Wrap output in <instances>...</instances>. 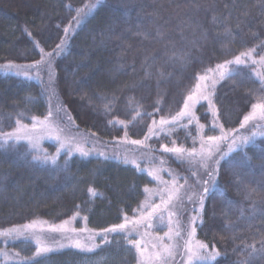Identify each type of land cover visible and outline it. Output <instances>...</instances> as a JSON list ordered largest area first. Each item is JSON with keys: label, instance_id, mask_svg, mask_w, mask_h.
Here are the masks:
<instances>
[{"label": "trees", "instance_id": "obj_1", "mask_svg": "<svg viewBox=\"0 0 264 264\" xmlns=\"http://www.w3.org/2000/svg\"><path fill=\"white\" fill-rule=\"evenodd\" d=\"M93 3L0 0V133L13 131L17 119L31 126L53 112L44 82L26 71H3L8 65L36 66L48 53L53 54L50 68L61 106L75 129L106 147L109 155L122 144L144 141L161 118L181 111L198 77L213 73L217 65L254 48L251 57L242 59L254 60L264 74L259 62L264 57V0H103L77 25V10L88 12L86 6ZM233 72L239 75L221 80L211 99L219 110L217 123L225 132L238 130V136L259 129L260 122L249 129L240 128V122L261 95L262 84L245 66ZM196 115L204 138L220 135L218 127L212 130L206 104ZM193 141L199 142L195 131L180 128L154 141V147L190 149ZM57 148L45 138L37 149L25 140L0 146V231L25 230L34 221L36 228H49L67 220L76 229L104 233L125 216L140 215L154 187L147 173L108 156L69 153L59 155L55 165L32 160L34 155L55 156ZM157 149L170 168L185 172L170 152ZM245 153L250 159L242 164ZM217 185L208 186L198 239L219 250L214 264H264L259 251L264 241V133L221 161ZM108 237L96 251L64 247L39 257L34 238L0 239V250L8 256L0 264H139L140 252L129 240L120 234ZM253 244L257 251L250 255L251 248H245Z\"/></svg>", "mask_w": 264, "mask_h": 264}, {"label": "rangeland", "instance_id": "obj_2", "mask_svg": "<svg viewBox=\"0 0 264 264\" xmlns=\"http://www.w3.org/2000/svg\"><path fill=\"white\" fill-rule=\"evenodd\" d=\"M49 57L44 58V60H48ZM52 59V58H51ZM246 61L243 65H235V64H228L225 69H217L211 74H208L207 76L209 79L205 81H199L201 85V89L204 90L205 86H207L208 91H213L212 88V82L213 80L216 81V85L221 81L218 76L220 71H231L233 72V69L235 67H242L245 66L248 69L251 70V72H260V69L256 62L252 59H244ZM3 71H6L7 69L12 72H22L26 71L28 72V76L30 78H34L37 80V82H44L46 86V93L50 96V104H53V112L52 117L49 121H34V123L29 126V128H32L33 124H36V131L33 133L34 136H43L46 141H49L53 145L59 146L56 136L60 137L61 141L64 142H71V151H67V149L62 150L60 152V155H64L66 152L67 154L71 153L72 156H83L80 154V152L75 150V146L79 145L82 147L85 151L89 153L87 156L92 157H103L108 156L110 159H115L118 161L125 162L127 164L133 165L137 169L141 170L142 172H145L148 174V176L152 179L154 187L150 189L149 192H147V200L140 212V215L132 218L129 220V224L127 225V228L122 232H115V233H99V232H93L90 230H87L85 232H80L79 229L75 233L72 232H51L49 228L46 227H40V228H32L27 230H22L23 235L19 236L18 238H34L33 242L34 245L37 248L36 245V238H40L42 242L45 244V246H51L53 248L52 252L58 251L59 249H62L64 247H73L70 244L69 237L79 239L82 243L87 244L89 247L95 243L99 245L100 242H103V237L106 235L107 240L109 239L108 234H120L125 240H135L140 242L141 249H145L144 255H141V261L139 264H153V262L149 261L148 257L151 256L154 252H160L162 249L160 248V242L162 241L163 244H173L175 243L177 246L173 249V256L168 260V264H188V254L186 253L184 247H183V240L186 239V237L182 236L181 238H177L174 235L175 232V224L177 222V217H179V221L181 225L186 224V222L192 217L196 216L198 213L200 214V205L197 200V196L193 195V193L199 194L202 190L203 181L208 179V176L206 174L205 169L201 166L198 159L192 160L189 162L187 159H185L183 162L177 160L173 153V160L178 163L179 165L182 164V168L185 169V172H180L178 169L173 170L168 165V160L166 159V156L164 154L160 155L156 152L157 147H154V141L159 140L163 136H171L175 129H192L197 134V138L199 142H195V146L197 150H199L201 145V136H202V129L199 127L200 123L196 121H193L192 123H188L187 119L182 120L180 123L182 126H176L173 127L172 124L169 125H160L159 122H157L153 127V132L150 133L149 138L147 140H144L143 144L136 145V144H122L117 147L116 150L113 151V155H109L105 152L106 147L102 146L99 142H97L94 138L91 136H88L86 134L78 132L74 124L69 120V114L66 112V110L61 106L59 98L56 94L55 90V77L54 72L50 68H48V65L46 63H42L40 65L33 66H26V67H7ZM37 69L39 70V77H37ZM49 70L51 71L52 80L50 82L49 80ZM31 75H30V74ZM261 73V72H260ZM214 87V88H215ZM196 89H194L193 92H195ZM212 98V97H210ZM188 103L191 105V101H188ZM207 105L206 101L201 100L199 103L195 105V107L192 109L195 116L196 111L201 105ZM260 122L259 129L255 132L258 134L264 133V121H255L254 123ZM252 123L250 122L249 125H247L245 128L249 129L252 127ZM60 129H63V131H60ZM251 135V132H245L242 133V135L238 136H249ZM206 139V138H205ZM41 140V139H40ZM12 142V141H9ZM28 142V141H27ZM230 141H221L219 142V149L221 152H223L224 149H228ZM166 144H163L162 147H159L160 149H157L159 152L167 153L165 151L164 146ZM235 146V145H233ZM232 146V147H233ZM178 147L176 145L172 147L167 148H173ZM186 149V148H184ZM186 149V150H191ZM238 148H235V150ZM103 153V154H101ZM112 153V152H111ZM186 155V154H185ZM219 155V153H217ZM132 161H135L133 163ZM209 165L211 167V163L209 162ZM193 172H195V175H193ZM191 177V179L189 178ZM185 178L187 180H185ZM194 180H198L197 183H194ZM182 186V187H181ZM209 186V185H208ZM161 196H163V202L161 200ZM169 196L172 197L171 201H169ZM191 196V200L188 199V197ZM177 197H180L178 200ZM161 205L160 209L157 210V212L152 214V217L148 219V213L152 211V208L155 205ZM169 213H175L174 215H169ZM162 214V218H159ZM132 221H137L138 223H132ZM146 224H150V227L145 226ZM199 224V219L197 220V225ZM59 226V225H58ZM67 228H75L74 223H68L66 226ZM169 227L173 229L172 233H169ZM76 229V228H75ZM130 233V234H129ZM166 233L168 235H166ZM49 234L52 235V238L49 236ZM59 236V239H55ZM169 235L173 237L172 240L169 239ZM47 236L50 238L49 242L47 241ZM92 236L94 239H89V237ZM43 237V238H42ZM0 239L5 241H10L11 237H3L0 236ZM192 240V246L193 250H195V246L197 242H200V240L197 237V226H196V232L195 235L191 238ZM155 244L157 247L153 249L152 245ZM60 245H64V247H60ZM98 247V248H99ZM58 248V249H54ZM98 248H95L93 251L98 250ZM78 249V248H75ZM80 251L87 252L85 250L78 249ZM211 251V249H208ZM50 252V253H52ZM47 253V254H50ZM7 259L8 256L4 255L3 252L0 250V259ZM10 259V256H9ZM192 264H196V261L193 260Z\"/></svg>", "mask_w": 264, "mask_h": 264}, {"label": "snow or ice", "instance_id": "obj_3", "mask_svg": "<svg viewBox=\"0 0 264 264\" xmlns=\"http://www.w3.org/2000/svg\"><path fill=\"white\" fill-rule=\"evenodd\" d=\"M103 2V0H95V3L89 4L86 7L88 8V12H84L83 9L77 10V16L74 17L73 19L76 21V24L79 25L81 21L84 19L85 16L89 14L92 10H94L98 5H100ZM71 27V25H69ZM65 34L67 35L68 33V28L64 29ZM30 35V34H29ZM63 41L61 42V44ZM61 45H57V48L59 49ZM43 51V50H41ZM55 51V50H54ZM255 49H249L247 52H242L240 55L236 56L234 60L226 61L225 64H220L217 65V69H225L228 64H235V65H243L246 63L242 57H251L252 52H254ZM52 53H48L47 56L49 57L48 60H44L43 57L40 61L36 62V65H40L42 63H46L48 65V68L50 69L51 67V58H52ZM255 62V61H254ZM261 64H264V57H261L260 61ZM7 67H14V65H8ZM18 67V66H16ZM35 67V66H33ZM209 72H213V69H209ZM19 74V73H18ZM24 75H28L27 72L24 73ZM235 75H239V72H231V71H220L218 78L220 80L225 79L226 77H232ZM255 76L260 79L262 88L260 89L261 95L256 97V102L251 103V110L243 115L242 122H240V128H245L247 125H249L250 122L252 123V127H256V124L254 123L255 121H264V74L260 72H256ZM37 77H39V70L37 69ZM209 79L208 76L206 75H201L198 77L199 81H205ZM49 80L51 82L52 76H51V71L49 70ZM216 81L213 80L212 82V88L214 89ZM196 91L189 94L187 96V101H185L183 109L179 112L176 113L175 116H172L171 119H164L161 118L160 120V125H169L172 124L173 127L176 126H182L181 121L184 119H187L188 123H192L193 121H196L198 123V117L195 116L193 112V108L197 103H199L201 100L207 102L208 108L211 110V115L213 117L212 120V130H215L217 127L220 129V135L219 136H208L206 139L201 136V145L199 150L195 146L192 147L191 150H186L182 147H173V148H167L165 147V151L173 153L175 158L181 162H183L185 159H187L189 162L192 160L198 159L201 166L205 169L206 174L208 176L207 180L203 181V186L202 190L199 194L193 193V195L197 196V200L200 205V210L202 212L203 207H204V200L207 196V194L210 192V188L208 187L209 184H211L212 188H216L217 185V177L219 175V170H220V163L222 160L225 159L229 155V153L235 151V148L232 146L235 145L236 148L244 149L246 148L249 143H255V138L257 136L256 132H252L251 135L249 136H237L236 132L238 130H232L231 132H225L223 125L218 124L217 122L219 121L220 114L219 110L215 107L213 100L210 98L212 95H214V91H208L207 86H205V89H201L200 83H197L195 85ZM188 101H191V105L188 103ZM52 112H48V116L45 117V121H48L52 117ZM151 115V114H149ZM36 119V118H33ZM71 117H69V120ZM123 124V121L120 122ZM155 120H153V124H155ZM16 125L17 127L11 131V132H5V133H0V146L7 145L9 141L14 142L15 144H19L20 141L25 140L28 141L29 146L32 149H37L38 144L40 139L43 138V136H34L33 133L36 131V124H33L32 128H29L28 125L23 124L20 119L16 120ZM201 129H203L204 125H199ZM60 131H63V129H60ZM149 133L153 132L152 128H149ZM59 146L57 148V152L55 156H49V155H34L32 156V160L38 161L39 163H51L52 165H55L57 163V159L60 155V152L62 150L67 149V151H71V142H64L60 140L59 136L55 137ZM149 137L146 136L145 140H147ZM221 141H230L229 146H228V151L227 152H221L219 149V142ZM132 144L136 145H141L144 142L141 140H132ZM174 143V142H173ZM193 145H195V141H193ZM75 150L80 152L81 155L87 156L89 153L85 151L82 147L79 145L75 146ZM219 153V155H217ZM67 154V152L65 153ZM103 154V153H101ZM186 154V155H185ZM245 160H243L241 163L247 162V154H244ZM135 163V161H132ZM209 162L211 163V167L209 165ZM67 161H65V164ZM238 174V173H237ZM193 175H195V172H193ZM186 180V178H185ZM182 187V186H181ZM94 192V190H92ZM172 197L169 196V201H171ZM179 200L180 197H177ZM189 200H191V196L188 197ZM161 200L163 202V196H161ZM161 205L157 204L152 208V211L148 213V219L152 217V214L157 212L159 210ZM175 213H169V215H174ZM78 215V213H77ZM75 216H73L71 219L75 220ZM159 218H162V214ZM86 220L87 217H84ZM199 219V223L202 224L203 220L200 218V214L198 213L196 216H192L184 225H181L179 221V217H177V222L175 224V232L174 235L177 238H181L182 233L183 236L186 237V239L183 240V247L188 254V264H192L193 260L196 261V264H214L216 259L219 257V250L214 249L209 251V246L205 243L202 242H197L195 246V250H193L192 246V240L191 238L195 235L196 232V226H197V220ZM69 221H64L61 225L56 226L53 225L50 227L51 232H72L75 233L77 229L75 228H67L66 226L68 225ZM132 223H138L137 221H132ZM129 224L128 217H124V222L118 225H114L111 228H106L103 231L105 233H115V232H122L127 228V225ZM36 225V222H32L28 225H24L23 229H32ZM145 226L150 227V224H146ZM80 232H85L87 231L86 228H81L79 229ZM173 229L169 227V233H172ZM130 234V233H129ZM23 235V231L19 228H9L4 231H0V236L3 237H11V238H17L19 236ZM166 235H168L166 233ZM89 239H94V237L90 236ZM169 239L172 240L173 237L169 235ZM70 244L71 246H74L75 248L85 250V251H93L95 248H98L99 245L93 243L90 247L82 243L79 239H75L72 237H69ZM104 243H108L107 236L105 235L103 237ZM129 243L132 244L137 251L141 253V255H144L145 249H141L140 247V242L135 241V240H129ZM36 252L35 255L37 257L42 256L44 254L50 253L53 251V248L51 246H45V244L42 242L40 238H36ZM160 248L162 251L160 252H154L151 256L148 257L149 261L153 262V264H168V260L172 258L173 256V249L176 248V244H163V242H160ZM60 247H64V245H60ZM153 249L157 247V245L153 244L152 245ZM248 248H251V253H255L257 249L255 248V245H248L245 248V251L248 250ZM260 252L264 253V241L261 242V248L259 250ZM239 264H245V262L241 261Z\"/></svg>", "mask_w": 264, "mask_h": 264}]
</instances>
